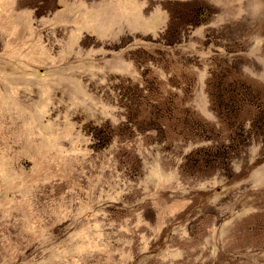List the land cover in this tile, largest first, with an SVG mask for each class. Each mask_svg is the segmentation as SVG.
<instances>
[{"label":"rangeland","instance_id":"1","mask_svg":"<svg viewBox=\"0 0 264 264\" xmlns=\"http://www.w3.org/2000/svg\"><path fill=\"white\" fill-rule=\"evenodd\" d=\"M0 264H264V0H0Z\"/></svg>","mask_w":264,"mask_h":264}]
</instances>
